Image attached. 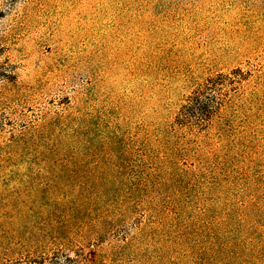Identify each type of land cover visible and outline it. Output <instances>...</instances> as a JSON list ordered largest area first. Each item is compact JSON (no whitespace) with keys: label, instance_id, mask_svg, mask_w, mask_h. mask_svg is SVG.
I'll return each mask as SVG.
<instances>
[{"label":"rangeland","instance_id":"rangeland-1","mask_svg":"<svg viewBox=\"0 0 264 264\" xmlns=\"http://www.w3.org/2000/svg\"><path fill=\"white\" fill-rule=\"evenodd\" d=\"M235 68L231 127L174 133ZM58 249L264 264V0H0V264Z\"/></svg>","mask_w":264,"mask_h":264},{"label":"trees","instance_id":"trees-1","mask_svg":"<svg viewBox=\"0 0 264 264\" xmlns=\"http://www.w3.org/2000/svg\"><path fill=\"white\" fill-rule=\"evenodd\" d=\"M250 78V72L241 68L209 76L184 99L170 129L176 134L185 133L201 140L209 126L215 122L218 137H221L231 127L235 115L243 109L244 102H239L238 90ZM36 261L38 264L75 263L59 249L39 255Z\"/></svg>","mask_w":264,"mask_h":264}]
</instances>
